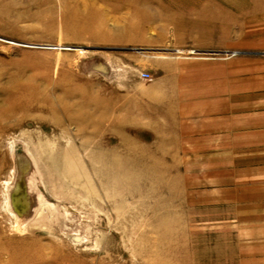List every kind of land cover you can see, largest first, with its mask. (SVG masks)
<instances>
[{"label": "rangeland", "instance_id": "obj_1", "mask_svg": "<svg viewBox=\"0 0 264 264\" xmlns=\"http://www.w3.org/2000/svg\"><path fill=\"white\" fill-rule=\"evenodd\" d=\"M232 43L264 0H0V264H264V154L186 127Z\"/></svg>", "mask_w": 264, "mask_h": 264}, {"label": "crops", "instance_id": "obj_2", "mask_svg": "<svg viewBox=\"0 0 264 264\" xmlns=\"http://www.w3.org/2000/svg\"><path fill=\"white\" fill-rule=\"evenodd\" d=\"M236 46L235 43L228 46V52L221 53L225 56L216 63L194 58L197 60L187 67L186 127L191 128L190 134L200 135L201 140L223 143L215 147L217 151L232 154L241 149L243 141L250 144V152L260 155L264 154V53L249 56V65L242 70ZM248 165L261 169L264 160Z\"/></svg>", "mask_w": 264, "mask_h": 264}, {"label": "built area", "instance_id": "obj_3", "mask_svg": "<svg viewBox=\"0 0 264 264\" xmlns=\"http://www.w3.org/2000/svg\"><path fill=\"white\" fill-rule=\"evenodd\" d=\"M143 75H144L145 78L149 79V74L144 73Z\"/></svg>", "mask_w": 264, "mask_h": 264}]
</instances>
